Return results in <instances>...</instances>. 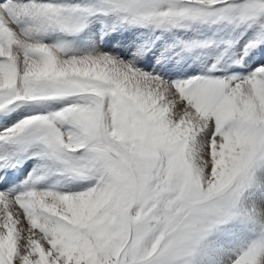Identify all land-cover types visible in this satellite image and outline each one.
<instances>
[{
    "label": "snow or ice",
    "instance_id": "snow-or-ice-1",
    "mask_svg": "<svg viewBox=\"0 0 264 264\" xmlns=\"http://www.w3.org/2000/svg\"><path fill=\"white\" fill-rule=\"evenodd\" d=\"M0 264H264V0H0Z\"/></svg>",
    "mask_w": 264,
    "mask_h": 264
}]
</instances>
